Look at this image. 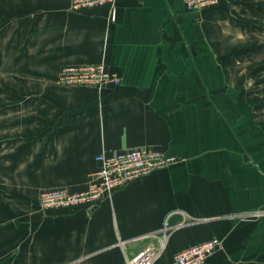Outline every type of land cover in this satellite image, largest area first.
Returning <instances> with one entry per match:
<instances>
[{"label": "crops", "instance_id": "obj_1", "mask_svg": "<svg viewBox=\"0 0 264 264\" xmlns=\"http://www.w3.org/2000/svg\"><path fill=\"white\" fill-rule=\"evenodd\" d=\"M116 9L112 23L108 4L0 0L12 42L26 43L19 57L9 52L8 90L46 100L12 128L25 139L10 197L32 204L31 190L83 191L101 154L178 155L91 214L52 209L43 226L60 264H128L147 247L161 250L154 264H173L212 238L221 245L204 264H264V0L200 11L182 0H118ZM80 64H103L121 85H62L64 69Z\"/></svg>", "mask_w": 264, "mask_h": 264}, {"label": "rangeland", "instance_id": "obj_2", "mask_svg": "<svg viewBox=\"0 0 264 264\" xmlns=\"http://www.w3.org/2000/svg\"><path fill=\"white\" fill-rule=\"evenodd\" d=\"M1 13L3 14L4 11H1ZM5 21L3 14L0 16V264H60L61 261L64 262L67 259L58 257L57 251L51 247L55 237H50V234L45 232L46 228L44 227L48 222L47 218L51 217L50 212L52 211L42 201L41 195L46 190L37 195L35 190H31L32 204L30 201L17 198V195L11 198L12 193L10 194L8 191L12 175L18 172L15 169V164L18 162V153H13L15 148H20L19 145L25 139L19 135L16 137L12 128L17 127V123L20 124L19 129L25 127L26 121L24 120L26 116L35 115L38 109L46 106V100L41 91L8 90L7 60L9 52L15 49L16 58L19 57L25 53L26 43L24 41L12 42L13 35L9 37V33L11 34L9 29H12V27H8V24H2ZM17 85H19L18 82ZM34 93L36 94L34 95ZM42 97L43 100L40 103ZM28 122L33 123L36 121ZM92 174H90L85 190L69 192L85 193L88 191L92 184ZM16 178L19 179L20 177L16 175ZM11 187L14 188V185ZM30 207L33 208L31 212ZM98 207L99 204L94 207L78 205L76 208L70 207V211L74 212L80 210L77 208H83L85 212L91 214ZM55 224L54 222L51 226H55ZM124 244L125 242H119L121 248L125 247H122ZM110 251H115V249ZM107 252L109 251H106L103 257L107 255ZM69 261H67V264H93L92 258L84 256L74 262Z\"/></svg>", "mask_w": 264, "mask_h": 264}, {"label": "built area", "instance_id": "obj_3", "mask_svg": "<svg viewBox=\"0 0 264 264\" xmlns=\"http://www.w3.org/2000/svg\"><path fill=\"white\" fill-rule=\"evenodd\" d=\"M189 10L200 11L209 6L217 5L220 0H182ZM118 0H71L72 9L79 11L105 4L110 5V21L116 22ZM60 83L67 87H92L104 89L108 86H119L121 80L110 73L103 64L71 65L64 69ZM180 156L166 154L151 148H135L121 151L113 155L97 156L100 167L92 176V184L85 193H70L65 188L46 190L41 196L43 204L48 208H76L78 205L94 207L101 201L112 196L114 191L124 188L129 183L155 170L169 167L180 162ZM45 201V202H44ZM221 245L217 238L191 246L174 259L173 264H204ZM160 251L147 247L128 264H154Z\"/></svg>", "mask_w": 264, "mask_h": 264}]
</instances>
